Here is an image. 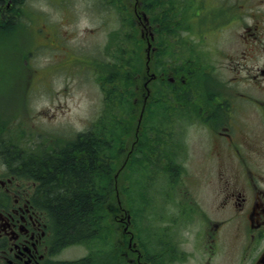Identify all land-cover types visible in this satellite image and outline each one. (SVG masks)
<instances>
[{
	"label": "rangeland",
	"instance_id": "374dc122",
	"mask_svg": "<svg viewBox=\"0 0 264 264\" xmlns=\"http://www.w3.org/2000/svg\"><path fill=\"white\" fill-rule=\"evenodd\" d=\"M116 2L113 9L98 0H23L20 17L12 23L13 27L6 29V34L0 33V133L3 136L4 128H11L9 135L12 128H17L22 139L40 143L46 137L74 135L110 113V108L105 109L103 91H109L113 84L92 71L93 59L112 60L114 55L145 57L143 48L137 51V47L131 48L129 44L124 45L128 51L121 52L119 44L124 37L118 31L120 28L122 34L128 33L130 41L136 40L140 47L143 44L138 41L140 29L136 23L134 32L128 24L122 25V17L135 20L134 0ZM155 10L157 13L158 8ZM172 58L178 60L181 56L172 55ZM215 58L214 55L210 59L214 64ZM64 64L65 67H59ZM213 68L217 70L218 66H207L205 73H215ZM186 89L189 91L190 87ZM138 112L139 109L133 113V127L123 139L124 150H119L113 159L112 175L124 165L122 161L133 140ZM147 119L145 115V123ZM159 123L145 124L149 151L153 150L152 155L148 154L147 177L144 179V173H133L130 178L138 161L133 162L129 157L124 169L117 170L108 220L111 225L108 229H114L115 233H109L108 241L116 246L118 238L117 252L134 258V251L128 247L132 245L127 244L126 226L149 264H207L201 251H206L209 223L222 218L220 211L229 210L219 208L222 197L219 187L225 175L232 172H219V163L223 161L222 169H233L236 157L229 152L208 158L210 140L206 129L198 124H176L170 120L163 125ZM157 127L161 129L159 132L155 130ZM180 142L182 150L176 144ZM256 144L261 152L253 161L262 165L264 173V139ZM127 212L131 215L129 222L125 218ZM166 226L172 229L174 238L164 248L160 229ZM234 227V220L227 219L218 229L224 240L218 243L213 264H249V259L240 260L242 248L236 241ZM61 252L62 258H78L88 250L77 245Z\"/></svg>",
	"mask_w": 264,
	"mask_h": 264
},
{
	"label": "flooded vegetation",
	"instance_id": "af4514ba",
	"mask_svg": "<svg viewBox=\"0 0 264 264\" xmlns=\"http://www.w3.org/2000/svg\"><path fill=\"white\" fill-rule=\"evenodd\" d=\"M3 4L0 1V7ZM135 10L145 51L150 49L149 55H159L161 60L165 55L181 56L170 76H164L169 84L163 86V97L171 90L167 95L173 99L162 109L163 120L206 129L208 158L229 152L236 157L233 169H222L220 160L219 172H232L219 187V208L229 210L220 211L222 218L209 223L202 256L213 264L218 243L224 240L218 229L231 219L242 248L240 260L264 264V173L262 165L253 161L261 152L256 141L264 139V0H159L155 4L143 0L142 6L133 4ZM4 12L0 10V22L5 23ZM214 55L215 64L210 61ZM216 65L215 73H205L207 66ZM147 134L130 145L131 149L142 147L146 167L153 154ZM0 167V264H85L80 258L61 257L66 247L57 240L51 219L39 204L37 181L29 183L21 174H9L6 164ZM168 232L162 228L164 248L174 238ZM148 261L135 258L129 263Z\"/></svg>",
	"mask_w": 264,
	"mask_h": 264
},
{
	"label": "trees",
	"instance_id": "16d2710c",
	"mask_svg": "<svg viewBox=\"0 0 264 264\" xmlns=\"http://www.w3.org/2000/svg\"><path fill=\"white\" fill-rule=\"evenodd\" d=\"M98 1L102 5L107 4L113 9L116 8V0ZM19 2L22 1L11 0V12ZM17 17L19 16L15 19ZM4 19L5 23L0 22L1 30L13 27L12 23L15 21L13 18ZM122 20V25L126 23L128 27L132 26L129 17H122ZM119 31L124 37L120 42L122 46L119 44L121 52L128 51L124 47L128 44L131 48L137 47L138 51L140 46L128 39V33L122 34L121 28ZM132 56L114 55L112 64L109 61H102L97 65V77L113 84L109 91H103L105 109L110 108V113L107 116L105 114L101 121L92 122L87 129L78 132L60 147L38 154L25 150L20 152L19 143L0 133V159L8 166V173L21 174L38 181L39 204L51 219L57 240L64 246L74 243L87 246L88 254L80 260L85 264H126L120 252L118 253L108 241L110 225L107 219L113 191V159L118 151L122 150L125 135L131 131L133 115L127 108L131 106L133 86L136 83L135 74L142 72L141 56ZM168 92L164 97H169ZM164 97L157 92L153 102H147V110L152 106V111H149V125L161 122L165 118L166 113L162 112L164 107L167 108L162 99ZM155 130L160 131V128L157 127ZM143 140L141 136V141ZM142 161L143 158L140 164H136V171H131L130 178L133 173L142 175L144 173V179L147 177L148 172ZM19 166L22 167L20 171Z\"/></svg>",
	"mask_w": 264,
	"mask_h": 264
},
{
	"label": "bare ground",
	"instance_id": "6f19581e",
	"mask_svg": "<svg viewBox=\"0 0 264 264\" xmlns=\"http://www.w3.org/2000/svg\"><path fill=\"white\" fill-rule=\"evenodd\" d=\"M131 18H132V17H131ZM162 29L164 30V28H162ZM5 34H6V33H5ZM55 156H56V155H55ZM60 158H61V157H60ZM74 160H75V159H74ZM110 170H111V169H110ZM107 172H108V171H107ZM105 174H106V173H105ZM110 186H111V185H110ZM111 188H112V187H111ZM111 188H110V189H111ZM107 190H108V189H107ZM107 190H105V191H107ZM95 191H96V190H95ZM102 198H103V197H102Z\"/></svg>",
	"mask_w": 264,
	"mask_h": 264
}]
</instances>
